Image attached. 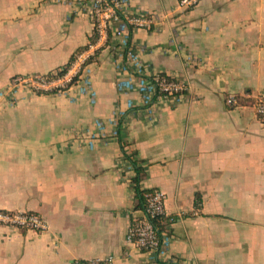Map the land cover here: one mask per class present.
Segmentation results:
<instances>
[{"label":"crops","instance_id":"crops-1","mask_svg":"<svg viewBox=\"0 0 264 264\" xmlns=\"http://www.w3.org/2000/svg\"><path fill=\"white\" fill-rule=\"evenodd\" d=\"M129 6L158 20L132 33L146 74L186 87L156 101L151 116L138 93L118 90L130 65L118 68L107 49L91 64L93 102L21 86L10 96L15 77L66 67L93 25L80 0H0V209L47 225L40 233L0 226V264L108 256L115 264H264V124L254 106L264 100V0ZM231 96L241 104L229 105ZM131 153L143 169L138 183ZM152 189L165 193L174 218L161 255L127 242L139 193Z\"/></svg>","mask_w":264,"mask_h":264},{"label":"built area","instance_id":"built-area-1","mask_svg":"<svg viewBox=\"0 0 264 264\" xmlns=\"http://www.w3.org/2000/svg\"><path fill=\"white\" fill-rule=\"evenodd\" d=\"M85 5L86 13L93 25V39L80 51L76 52L64 68L63 72L51 75H31L15 77L10 84L8 94L11 96L21 86L33 94L59 93L67 95L89 96L94 101L95 93L92 83L91 64L98 52L107 49L121 68L122 61L130 65L129 76L125 81L116 83L120 92H136L141 97V107L151 116L150 107L156 102L167 103L186 91L185 85L179 80L160 73L147 75L139 53L132 41L135 29L151 31L157 26V17L150 13L132 12L130 0H80ZM203 0H178V6L190 9ZM138 83L135 85V79ZM0 96L4 93L0 92ZM229 105L236 103L235 96L227 99ZM134 102H127V109L134 108ZM256 114L264 124V104L256 108ZM117 118L124 119L126 112L118 110ZM96 125L102 128L101 122ZM115 135H117L115 133ZM92 147V144H90ZM166 195L159 189H152L144 195L138 215L135 213L127 232V242L139 250L161 255L167 247L169 225L174 222L165 210ZM165 218L167 224L161 230L157 220ZM0 226L43 232L47 229L45 221L35 213L7 211L0 209ZM73 264H115L114 257L103 259L75 261Z\"/></svg>","mask_w":264,"mask_h":264},{"label":"trees","instance_id":"trees-1","mask_svg":"<svg viewBox=\"0 0 264 264\" xmlns=\"http://www.w3.org/2000/svg\"><path fill=\"white\" fill-rule=\"evenodd\" d=\"M65 68V67H64ZM64 68L63 69H61V70H58L56 73H58V74H60V73H62L63 72V70H64ZM164 75V74H163ZM235 99H236V103H234L233 105H231V106H239L240 104H241V102H240V100L237 98V97H235ZM260 104H264V100H259V101H256V103H255V110H256V108L260 105ZM126 157L132 162V164L134 165V167L136 168V176L132 179V181L134 182V183H138V181H139V179L143 176V169H142V167L139 165V161H137L135 158H134V154H128V155H126ZM148 191H150V190H147V191H141V193H139V205H138V207H141V205H142V201H143V199H144V195L148 192ZM157 224L159 225V227H160V229L161 230H163L164 229V227H165V225L167 224V219H165V218H162V219H159V220H157Z\"/></svg>","mask_w":264,"mask_h":264}]
</instances>
